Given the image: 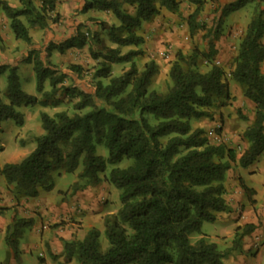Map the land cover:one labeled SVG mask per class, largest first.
Wrapping results in <instances>:
<instances>
[{
  "label": "trees",
  "instance_id": "obj_1",
  "mask_svg": "<svg viewBox=\"0 0 264 264\" xmlns=\"http://www.w3.org/2000/svg\"><path fill=\"white\" fill-rule=\"evenodd\" d=\"M20 7H11L0 0V13L9 21L15 39L31 46L28 29L21 21L25 17L31 26L46 29L48 22L59 21L55 12L58 0H40L36 8L31 0H17ZM214 1V0H211ZM218 15L207 30L204 53L193 49L185 55L177 52L168 70L165 90L151 88L158 66L153 60L138 70L134 58L142 51L121 48H139L143 38L137 34L144 22L151 21L161 10L177 14L179 0H83L81 13L95 11L108 13L118 22L100 31L114 48L102 46L100 31L94 32L87 43L78 32L62 44L50 43L46 56L52 50L62 54L68 49L87 47L94 62L92 88L65 86L64 75L54 77L38 56L32 62L36 78L38 100L21 90L17 66L0 65V75L7 72L5 97L0 98V124L12 121L23 124L21 106L55 108L61 104L54 97L62 93L75 100L72 113L57 111L49 115L39 113L43 133L34 138V149L18 163H5L0 176L13 186V195L26 198L37 195L38 189L49 191L53 184L52 172L73 173L81 159L72 191L106 182L119 191L120 207L116 215L105 218L104 236L108 243L100 250L99 231L91 229L80 240L63 243L65 259L79 264H225L224 259L238 250L242 239L254 231L245 224L234 230L231 246L218 249L204 237L191 243V235L201 234L204 221L213 222L216 213L228 211L225 195V175L231 164L247 167L264 151V76L260 64L264 62V10L257 12L241 38L229 79L242 89L243 96L254 104L253 121L242 133L246 149L237 156L224 145H212L201 128L193 129L192 120L209 118V110L222 106L228 99V80L222 67L214 64V41L221 32V23L230 14L254 0H217ZM193 6L187 18L190 34L200 28L204 0H186ZM264 2V0H260ZM131 8L129 12L127 8ZM91 20H94L91 18ZM101 26V23H100ZM1 42V38H0ZM95 46H101L94 50ZM30 53H32L30 51ZM31 55V54H30ZM199 60L209 63L205 72L198 70ZM130 62L124 72L114 76L113 64ZM68 68L82 73V68ZM49 90H44L45 82ZM104 145L107 156L95 154L96 145ZM123 159L131 160L126 168H112L105 175L107 165L114 166ZM103 175V176H101ZM247 197L254 192L241 186ZM25 219H15L7 227L4 241L8 247L4 264H18V240L21 231L30 225ZM42 262V260H39Z\"/></svg>",
  "mask_w": 264,
  "mask_h": 264
},
{
  "label": "rangeland",
  "instance_id": "obj_2",
  "mask_svg": "<svg viewBox=\"0 0 264 264\" xmlns=\"http://www.w3.org/2000/svg\"><path fill=\"white\" fill-rule=\"evenodd\" d=\"M180 10L177 14L181 15L178 20L176 19L175 23H172L173 25H176L175 30H171L169 28V32H166L163 30L159 33H154L153 39H154V47L150 51L146 49V52L143 54V56L139 58H134L133 61L136 64V67L138 70H141L143 66V61L153 60L154 62L161 61V64H158V71L157 74L153 78V82L151 85L152 89H155L157 91H163L166 88V85L168 83V70L170 68V65L176 58L177 52H181L182 54L188 55L191 53L193 49L198 50L201 53H204L207 47V41L208 39H204V36L209 30L213 24L216 21V16L218 15V9H219V2L217 0L211 1V0H205L202 11L200 16L197 18V23L200 26L199 30L194 33L190 34L188 25H187V18L193 11V6L188 4L186 0H179ZM72 2L73 14L71 16H67L64 14H59L56 12H59V9H56V11L52 14H50L51 17H54L55 14H58L59 21L56 24H59L60 21H63V19H67V21H72L73 29L70 34L68 33L66 25H59L54 29L53 32L49 30L47 31H34V26H31L25 17H22V22L32 30V34L36 40L39 41V47L38 48H32L29 47V45L25 44V48H23V54L24 56L28 55L30 56V60L36 56L40 58V60L43 62V65L47 67L48 72H50V75L57 77L59 75H64L65 79L63 81V84L65 86H75L76 88H84L89 89L92 88L93 80V68L94 63H90V55L87 47H83L81 49H68L66 52L60 54L56 52L55 50L51 51V54H57V59H52L51 54L49 57L46 56L47 52V46L50 43L56 42V44H62L65 40L76 36L78 32H81L86 36L87 43L91 39V36H93L94 32H99L100 29L95 27V22L100 21L101 26L106 25L109 26L111 24H117L118 22L113 18V16H108V14H101L98 15V18L94 17H85L83 18V21L79 25H75V22H77V17H79L80 13L75 7V3ZM263 2H260V0H254L253 2L247 4L245 7L241 8L238 11V17L237 18H225L222 20L221 23V32L218 36V38L214 41V47L215 43L219 42L220 40L226 41L227 46H229L230 51L234 49L237 50V46L243 37L245 30L247 28L243 27V24H245L248 20H252L253 17L256 16L257 12H259L262 7ZM129 12L132 11L131 8L126 7ZM65 13V12H64ZM173 14V13H171ZM176 14V15H177ZM240 14V15H239ZM175 15V14H173ZM93 18L94 20H91ZM186 24V26H185ZM242 24V26L239 27L236 26L234 28V25ZM53 25V24H51ZM68 26V25H67ZM70 26V28H72ZM48 28V27H47ZM234 28V30H233ZM177 35V39L175 40L173 38V35ZM49 36V37H48ZM49 39V43L44 44L43 40ZM173 38V39H172ZM100 40L102 46L108 47V48H114L115 46L110 44L108 39L106 38V33L103 31H100ZM21 44V42H20ZM54 44V43H53ZM167 46H170V53L168 56H164L163 52L165 51V48ZM0 45V51H2ZM29 47V49H28ZM101 46H95L94 50L100 49ZM30 50L32 53H30ZM130 49L128 47L121 48L120 53L125 54ZM19 52V49L17 50ZM31 54V55H30ZM146 55V56H145ZM215 59H213V62L215 64ZM25 62V61H24ZM73 62H78L82 65L80 67L82 68V73L79 75L73 71H71L68 66L72 65ZM19 64L22 63V61L18 62ZM32 63V62H31ZM93 63V64H92ZM217 66H220L223 68L225 77L227 80L229 79V72L234 67V60L231 64L226 65L223 67V65L215 64ZM33 66V65H32ZM130 66V62L128 63H122V64H113L112 65V74L114 76H117L118 74L124 72L127 70ZM209 68V63L205 60H199L198 70L200 72H205ZM17 76L18 81L21 87V90L25 93L37 97L38 100H42L43 96L39 93H36L35 86H36V79L34 72L32 71L31 67L28 69L26 68V65L20 66L17 68ZM6 77L7 72H4L0 75V98L4 103H7V99L5 97V89H6ZM241 92L242 89L239 87ZM49 90L48 82L46 81L44 84V90ZM228 89H229V83H228ZM243 95V94H242ZM229 96L230 98L228 101L224 103L222 106H215L214 108H211L209 110V114L211 115L209 118L200 119L199 125L202 127L204 131V136L206 137L207 132L213 131L218 136V139L213 138H207L208 142L212 145H224L227 148L233 149L237 156H240L242 152L245 151L244 143L242 139V134L239 133V131H236V124L234 122H231L230 120H225L224 114L221 113V117L214 118V114L220 111V109L226 108L230 101H232L231 93L229 90ZM244 97V96H243ZM59 99L61 100V104L55 108H52L50 106L43 107L40 104H36L32 107H25L21 106L17 108V110L26 118V124L24 123V128L22 130H19L17 126L14 125L12 121H3L0 124V165L5 163V158L7 156H10L13 153H16V150L18 148H24V149H18L21 153H26L27 151H32L35 147L34 143L29 142V137L24 136L23 132L25 129L36 132L38 131V123H39V113L41 111H45L49 115L54 114L57 111H66L67 113H72V103L75 100H70L66 98L62 93H57L54 97L48 98L47 103L51 102V99ZM232 107L233 104H230ZM216 111V112H215ZM236 112H238L237 116L242 115L241 109H235ZM245 111V109H244ZM247 111V110H246ZM239 120H241L239 118ZM246 120V118H244ZM243 121V120H242ZM199 122V121H196ZM194 120L191 121V126H194ZM197 124V123H196ZM23 125V124H22ZM26 125V126H25ZM235 129V130H234ZM235 132V133H234ZM15 137V138H14ZM14 139V140H13ZM247 146V145H246ZM29 153V152H27ZM95 154L106 157L107 151L104 145H96L95 147ZM19 159V156L13 158L12 160ZM81 159H79L78 167L75 172L73 173H64L63 175L61 172H52L51 173V181L54 186L53 188V194L56 196V198L65 197L70 190H72V187L77 182L76 175L78 171L81 170ZM131 164V160L123 159L120 163L111 166L107 165L105 175L108 174L110 169L112 168H126ZM235 166V164L230 165V169H232ZM103 176V175H101ZM76 179L75 182L72 183L73 179ZM2 179V178H1ZM0 179V184H2V187L5 186L4 180ZM72 183V184H71ZM4 188V187H3ZM113 193L111 196V201L114 202V205L120 206V200H119V191L116 190L114 187ZM5 191L3 190V193L0 192V195H3ZM264 225V222L262 223ZM241 231H242V226ZM225 228L228 231H231L232 229V221H229L226 225H222L220 222H207L204 221L201 225V234L200 235H191L190 241L191 243H194L199 238L204 237L207 241L215 243L220 250H225L231 246L232 238H229V233H221L222 229ZM255 229V226H254ZM251 235V234H250ZM248 235V237L250 236ZM260 236V235H259ZM258 237V235H254L252 237L251 245L248 248L249 240H245V237L242 239L241 246L236 252L240 254V257H235L231 259L232 253L226 256L224 259L225 264H264V234L261 236V238L258 240V247L253 248L252 243L254 241V238ZM99 245L100 250L105 251L108 248V243L106 241V238L104 236L103 231H101L99 235ZM245 248V249H244ZM37 253L38 250H32L31 254L27 253L25 254L20 261H18V264H38L37 260ZM6 257V246L4 242L2 241L1 235H0V264ZM40 259V256H38ZM66 260V259H65ZM71 261H74L72 263H69ZM69 262L63 261L62 263H55V264H79L75 259L71 260ZM3 264V263H2ZM16 264V263H15Z\"/></svg>",
  "mask_w": 264,
  "mask_h": 264
},
{
  "label": "crops",
  "instance_id": "obj_3",
  "mask_svg": "<svg viewBox=\"0 0 264 264\" xmlns=\"http://www.w3.org/2000/svg\"><path fill=\"white\" fill-rule=\"evenodd\" d=\"M6 1L13 8L20 7L17 0ZM31 1L36 8L40 6V0ZM72 2L75 3L73 4L77 7L80 13L79 17H77L75 25L81 24L83 18L85 17L87 18L89 16L98 18V15L108 14L95 11L81 13L83 0H58L56 9H59V12L56 13L64 14L66 17L71 16L74 9ZM261 9L264 10V2ZM238 11L230 14L226 18H237ZM108 16L112 15L108 14ZM180 16L181 15L179 14L173 15L165 10H161L160 13L151 21L144 22L137 31V34L143 38V44L139 48H128L133 50L139 49L143 54L146 52V49L150 51L154 47V33H159L163 30L169 32V28H171V30H175L176 25H173V27L171 25L173 22L175 23L176 19L178 20ZM249 22L250 20L243 24L244 30ZM47 24L48 28L46 29H40L39 27L34 26V31L44 30L49 32V30H51V32H53L59 25H66L69 34L74 31L72 21L69 22L67 19H63V21H60L59 24L51 25L50 22ZM95 24V27L100 29V21H96ZM238 25L239 27L242 26V24ZM238 25L235 24L234 28ZM70 26L72 28H70ZM27 29L31 38V46L29 47L38 48L40 46L39 41L34 38L32 30L28 27ZM0 38V45L2 46V51H0V65L17 66L18 68L26 65V68L29 69L31 67L33 71L32 63L25 61L27 56H24V52L22 51L23 48H25V43L21 40L15 39L9 28V21L2 13H0ZM173 38L176 40L177 35L174 34ZM49 39L50 38L43 40V43H49ZM261 42L264 44V33L261 38ZM53 43L56 44V42ZM18 49L19 52L17 51ZM215 50V64L220 63L223 67L231 64L236 57V51L234 49L230 51L226 41L220 40L219 42H216ZM143 54L139 57L143 56ZM56 55V53L53 55L51 54L52 59H57ZM20 61H22V63L19 64L18 62ZM91 62L93 61L90 59V63ZM145 62L146 61H143V64ZM155 63L160 65L161 61H157ZM72 65L80 66L82 64L73 62ZM260 72L264 76V62L260 64ZM228 83L232 101H230L226 108L220 109V111L215 113L214 118H220L222 115L221 113H223L225 120L234 122L236 124V131H239V133L242 134L253 121L254 104L250 100L243 97L239 86L235 82L228 80ZM45 91L47 90L45 89ZM230 104H233V106L231 107ZM235 109H241L242 115L237 116L238 112H236ZM239 118L241 120H239ZM244 118H246V120H244ZM23 122L26 124V118L24 116ZM24 123L22 126L18 127L19 130L24 128ZM194 123L195 125L193 124L194 126H192L193 129H202L199 125L200 120H194ZM37 128L38 131L36 132H32L27 129L23 132L24 136L29 137V145L30 143H34L35 145L34 138L43 133L40 127V122L38 123ZM244 147L246 148V143H244ZM18 149L24 148L20 147ZM18 149L16 150V153H13L5 158V163H18L31 152L27 151L29 153H21ZM17 156H19V159L12 160ZM2 165H0V167ZM61 174L63 175L64 172H61ZM1 178L2 177L0 176V179ZM75 181L76 179L74 178L72 183ZM224 185V199L229 209L227 212L216 213V217L213 222L218 221L222 225H226L229 221H232L231 231H228L225 228L221 231V233H229V238H233L234 230L238 226H243L245 224L255 226L251 235L249 237H245V240H249V244L247 245L249 248L252 241L251 239L254 235H258L257 238L259 240L264 234V225H262L264 222V151L249 166L243 168L235 165L232 169H229L225 175ZM241 186H245L254 193L250 195V197H247ZM3 187L2 184H0V192L3 193V190L5 191L3 195H0V235L6 246V254L8 252V247L4 238L7 227L10 226L15 219H25L31 222L28 227L21 231V235L18 240L19 261L25 254H31L32 250H38V264H55L62 263L63 261L69 262L65 260L63 243L71 240L81 241L91 229H96L99 233H101V231H104V219L116 215L120 207L114 205V202L111 201L110 198L113 193V186L106 182H101L94 186H87L74 192L70 190L65 197L59 196V198H56L52 192L54 186H52L49 191H44L39 188L37 195L29 198L13 195L11 192L13 190V186L7 185L6 183ZM237 252L234 251L232 253L231 256L233 257H231V259L240 257V254ZM38 256H40V259ZM39 260H42V262ZM4 262L5 259L1 262V264H4ZM72 262L74 261L69 263Z\"/></svg>",
  "mask_w": 264,
  "mask_h": 264
},
{
  "label": "built area",
  "instance_id": "obj_4",
  "mask_svg": "<svg viewBox=\"0 0 264 264\" xmlns=\"http://www.w3.org/2000/svg\"><path fill=\"white\" fill-rule=\"evenodd\" d=\"M170 51H171L170 46H167V47L165 48V51L163 52V55L167 57L168 54L170 53ZM206 137H207V138L218 139V136H217L216 133L213 132V131H209V132H207ZM252 247H253V248H257V247H258V238H257V237L254 238V241H253V243H252Z\"/></svg>",
  "mask_w": 264,
  "mask_h": 264
}]
</instances>
